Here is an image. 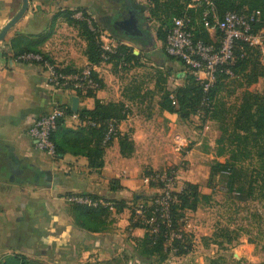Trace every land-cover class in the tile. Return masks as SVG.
I'll use <instances>...</instances> for the list:
<instances>
[{
	"label": "crops",
	"instance_id": "crops-1",
	"mask_svg": "<svg viewBox=\"0 0 264 264\" xmlns=\"http://www.w3.org/2000/svg\"><path fill=\"white\" fill-rule=\"evenodd\" d=\"M20 5L21 0H0V30ZM148 5V0H29L23 18L1 43L0 264L23 259L85 264L125 256V248L145 236L141 228L129 230L132 205L158 193L156 186L144 181L146 175L174 167L180 184L200 188L208 183L212 165L225 161L216 154L214 121L197 116L182 119L160 106L163 91L173 99L184 83V68L165 53L164 40L157 37L159 23L148 19ZM78 14L134 56L127 62L93 64L99 82L93 96L55 91L39 64L15 60L16 54L33 48L66 71L91 64L80 22L89 29L90 25ZM209 34L215 42V34ZM73 97L79 99L78 110H93L95 100L121 103L128 109V116L118 122V136L103 149V166L98 170L89 168L84 156L51 157L39 151L28 135L36 117L49 113L55 104L71 108ZM175 136L185 141L180 150L175 148ZM71 195L112 203L114 209L103 217L106 225L95 231L88 228L92 226L80 213L81 207L67 202ZM196 212L197 208L192 215ZM205 229L203 224L193 227L191 253L162 264L187 259L201 263L205 254L196 248L203 249L198 233Z\"/></svg>",
	"mask_w": 264,
	"mask_h": 264
},
{
	"label": "trees",
	"instance_id": "trees-1",
	"mask_svg": "<svg viewBox=\"0 0 264 264\" xmlns=\"http://www.w3.org/2000/svg\"><path fill=\"white\" fill-rule=\"evenodd\" d=\"M221 18L226 12L233 11L239 14L259 13L264 18V0H210ZM148 13L150 20L159 23L157 29L158 39L164 40L172 26L174 18H185L190 21L196 38L202 39L208 44L216 42L211 40L201 22L205 11V4H197L193 0H148ZM82 24L83 34L87 41L86 56L91 64L102 62L100 43L98 41L99 32L92 31L86 23ZM255 29H259L257 26ZM45 38H42L43 40ZM41 41L35 42V45ZM241 49L235 52L236 61L230 70L232 76L220 74L214 85L203 92V87L195 76L188 70H182L184 83L174 91L173 99L170 98L169 91H163L162 102L160 106L167 111H175L182 119H188L191 116L201 114L200 120H212L217 123L219 138L216 140V154L220 157H226L224 163L215 162L211 167V174L208 183L214 177L225 181L228 192H236L242 195L246 200H259L263 203L264 208V94L251 92L248 87L256 83L262 76L251 64L249 53L258 48L248 46L244 43L238 45ZM34 47V46H33ZM36 54H41L36 49L31 48ZM21 52L16 54L17 57ZM44 56L43 54H41ZM45 57V56H44ZM47 59V57H45ZM134 58L132 52L124 47L117 46L116 52L112 54L107 62L119 59L127 62ZM169 59L174 60L168 56ZM177 60V59H176ZM180 62V61H179ZM181 63V62H180ZM183 66V64L181 63ZM238 79V87H244L241 95L235 104L229 105L225 98L220 96V86L226 80ZM244 80V82H242ZM88 93L86 96H93ZM59 103L58 100H56ZM174 103V104H173ZM62 106V105H60ZM70 113V107L62 106ZM176 107V109H175ZM81 119L93 121L95 126H77L66 127L63 121H59L57 130L52 134L56 153H70L72 155L84 156L88 161L91 169L98 170L103 166V137L110 121L117 123L128 115V109L121 103H104L95 100L93 110H78ZM229 170L228 175L222 174L223 171ZM198 186L195 184L184 183V189L180 198V205L172 207V215L176 221L182 216L183 209H189L192 212L196 210V197ZM96 199L92 196H89ZM146 202L152 201L151 198L140 199ZM138 200V201H140ZM131 207V218L133 206ZM79 206V205H76ZM80 213L85 215L88 221V227L92 231L97 227L103 228L106 225L105 219L108 212L107 208H89L80 206ZM151 210V208H148ZM264 221V214L262 217ZM141 228L142 225L133 226ZM209 238L211 244L223 247L232 243L235 238L229 228H216ZM192 236H186L183 241H174L171 252L170 248H165L164 230L159 234H151L146 231L144 238L137 242L132 248H125L126 255L112 258L103 262L96 260L89 261L85 264H162L167 261L171 255L183 257L193 250L191 243ZM205 240V239H204ZM208 241L202 243L207 246ZM16 264H42L29 263L24 259ZM207 264H226L223 257L210 258Z\"/></svg>",
	"mask_w": 264,
	"mask_h": 264
},
{
	"label": "built area",
	"instance_id": "built-area-1",
	"mask_svg": "<svg viewBox=\"0 0 264 264\" xmlns=\"http://www.w3.org/2000/svg\"><path fill=\"white\" fill-rule=\"evenodd\" d=\"M193 1L197 4L201 2L205 4L201 22L207 32L215 34L217 46L196 38L188 19L174 18L165 38L164 51L168 56L180 61L185 70L191 72L200 82L203 92L206 93L220 74L232 76L230 68L236 61L235 52L237 49H241L238 46L239 43L258 48L260 51L264 50V18L256 12L239 14L233 11L226 12L220 18L210 0ZM77 17L79 20L87 22L92 31H96L92 27L91 20L86 19L82 14H78ZM257 26L259 29H255ZM98 41L102 51L100 58L102 62H107L110 56L116 52L118 45L103 33H99ZM15 60L39 64L45 74L47 84L55 91L86 96L88 93L94 94L99 90V82L95 77L93 64L70 72L60 68L41 54L32 52L20 54L15 57ZM196 116L200 118L201 114L198 113ZM60 120L68 123L71 127L96 125L91 120L81 119L78 112L69 113L65 107L58 104H55L49 113L36 117L30 125L28 135L34 140L39 151L54 158L57 153L51 137L57 130ZM117 125L116 121L108 122L102 141L104 147L118 136ZM174 143L175 148L180 150L185 141L180 136H175ZM222 174L228 175L229 170L223 171ZM179 179V171L174 167H166L146 175L144 181L156 186L158 193L153 196L152 201H137L132 208V218L130 215L129 222L130 231L136 225H142L141 229L151 234H159L164 230V247L170 248L171 252H175V249L172 248L174 241H183L186 236L193 237V212L183 209L182 216L176 221L172 215V207L180 205L179 196L184 189V183L180 184ZM67 202L93 209L98 207L114 209L112 203L102 199H93L87 195H71L67 197ZM191 243L194 244V238ZM174 258L178 257L171 255L169 259Z\"/></svg>",
	"mask_w": 264,
	"mask_h": 264
},
{
	"label": "rangeland",
	"instance_id": "rangeland-1",
	"mask_svg": "<svg viewBox=\"0 0 264 264\" xmlns=\"http://www.w3.org/2000/svg\"><path fill=\"white\" fill-rule=\"evenodd\" d=\"M249 56L252 66L257 68V72L262 76L256 83L250 85L248 90L264 94V50H253ZM243 89L244 87H238V79L226 80L220 86L219 94L231 105L237 103ZM214 123L217 130V123ZM219 135L218 132L217 138ZM224 159L226 160V157ZM176 164L179 165L178 161ZM198 190L195 204L198 212L193 216L192 223L194 226L203 224L206 228L203 233H198L200 246L204 241H208L209 244L202 245L203 249L196 248V251L205 254L201 256L203 258L201 263L195 259L180 262L182 264H207L210 258L223 257L226 264H264L263 203L259 200H246L236 192H228L225 181L218 176L209 183L201 184ZM220 227L229 228L235 238L232 243L223 247L213 245L206 239L217 230L216 228ZM180 262H175V264H181Z\"/></svg>",
	"mask_w": 264,
	"mask_h": 264
},
{
	"label": "water",
	"instance_id": "water-1",
	"mask_svg": "<svg viewBox=\"0 0 264 264\" xmlns=\"http://www.w3.org/2000/svg\"><path fill=\"white\" fill-rule=\"evenodd\" d=\"M29 0H21V5L17 13L7 22V24L0 30V45L4 42L6 35L9 31L18 24V22L23 18L24 14L27 11ZM72 105L71 110L72 112H78V97H73L71 99Z\"/></svg>",
	"mask_w": 264,
	"mask_h": 264
}]
</instances>
